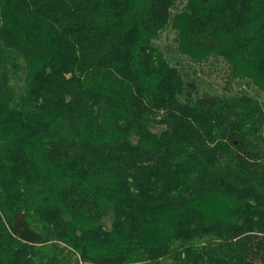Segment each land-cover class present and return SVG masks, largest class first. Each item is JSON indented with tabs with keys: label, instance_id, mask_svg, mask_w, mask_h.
Wrapping results in <instances>:
<instances>
[{
	"label": "trees",
	"instance_id": "1",
	"mask_svg": "<svg viewBox=\"0 0 264 264\" xmlns=\"http://www.w3.org/2000/svg\"><path fill=\"white\" fill-rule=\"evenodd\" d=\"M0 264H264V0H0Z\"/></svg>",
	"mask_w": 264,
	"mask_h": 264
}]
</instances>
